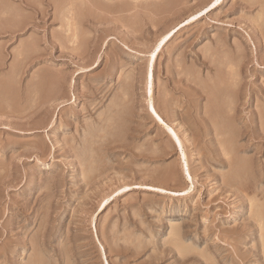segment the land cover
Segmentation results:
<instances>
[{
	"label": "rangeland",
	"instance_id": "obj_1",
	"mask_svg": "<svg viewBox=\"0 0 264 264\" xmlns=\"http://www.w3.org/2000/svg\"><path fill=\"white\" fill-rule=\"evenodd\" d=\"M213 3L0 0V264H264V0Z\"/></svg>",
	"mask_w": 264,
	"mask_h": 264
},
{
	"label": "bare ground",
	"instance_id": "obj_2",
	"mask_svg": "<svg viewBox=\"0 0 264 264\" xmlns=\"http://www.w3.org/2000/svg\"><path fill=\"white\" fill-rule=\"evenodd\" d=\"M221 0H214V3L213 4H217L218 2H220ZM261 15V14H260ZM258 21V20H257ZM259 22V21H258ZM155 58V55H152L151 57V61H150V73H149V78H152V72H151V67H152V64H153V60ZM152 111L155 113V115L157 116L158 119H160V117L157 115L156 113V110L153 109L152 107ZM228 134V133H227ZM231 154V153H230Z\"/></svg>",
	"mask_w": 264,
	"mask_h": 264
}]
</instances>
